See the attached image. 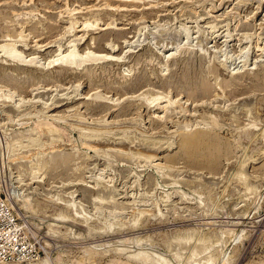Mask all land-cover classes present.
Returning a JSON list of instances; mask_svg holds the SVG:
<instances>
[{
  "label": "rangeland",
  "instance_id": "obj_1",
  "mask_svg": "<svg viewBox=\"0 0 264 264\" xmlns=\"http://www.w3.org/2000/svg\"><path fill=\"white\" fill-rule=\"evenodd\" d=\"M0 45V264H264V0H0Z\"/></svg>",
  "mask_w": 264,
  "mask_h": 264
},
{
  "label": "built area",
  "instance_id": "obj_2",
  "mask_svg": "<svg viewBox=\"0 0 264 264\" xmlns=\"http://www.w3.org/2000/svg\"><path fill=\"white\" fill-rule=\"evenodd\" d=\"M3 254H21L20 260H25L26 256L27 259L34 257L18 233V226L10 208L0 200V258Z\"/></svg>",
  "mask_w": 264,
  "mask_h": 264
},
{
  "label": "bare ground",
  "instance_id": "obj_3",
  "mask_svg": "<svg viewBox=\"0 0 264 264\" xmlns=\"http://www.w3.org/2000/svg\"><path fill=\"white\" fill-rule=\"evenodd\" d=\"M120 1H122V0H120ZM123 1H124V0H123ZM188 31H189V30H188ZM2 45H3V46L0 45L1 48H2V50H3L4 52H8V53H10V56L12 55L14 58H18V59H19V56L21 57V55H20L19 53H16L17 50H16L14 47H13V48H14L16 51H15L13 48H11V45H9V44H5V45L2 44ZM70 45H71V44H70ZM3 51H2V52H3ZM76 52H77V51L74 49V50L70 51V53L68 52V53H69L68 55H65V56L62 55V56H63V57L61 56L62 58L60 57L59 59H57V58H56V59H57L58 61H61L62 63H70V64H72V65H73V64H74V65H76V64L79 65L80 63L82 64L83 61L81 62V60H82L83 58H82V59L79 58L81 55H80V56L77 55ZM8 53H6V54H8ZM87 55L89 56V53H88ZM78 56H79V57H78ZM104 56H105V55H104ZM81 57H83V56H81ZM84 57H85V56H84ZM90 57H91V56H90ZM90 57H89V58H90ZM89 58H88V59H89ZM91 58H94V57L92 56ZM100 58H101V56H100ZM110 58H111V57H110ZM84 59H87V57L84 58ZM84 59H83V60H84ZM88 59H87V60H88ZM95 59H96V58H95ZM34 60H35V59H34ZM87 60H86V61H87ZM92 60H93V59H92ZM84 63H85V62H84ZM78 65H77V66H78ZM170 101H171V100H170ZM171 102H172V101H171ZM178 102H179V101H178ZM162 105H163V104H162ZM164 106H165V105H164ZM162 107H163V106H162ZM164 109H165V108H164ZM175 109H176V108H175ZM165 110H166V109H165ZM213 117H214V116H213ZM78 125H79V124H78ZM73 126H74V124H73ZM82 127H83V126H82ZM54 128H55V127H54ZM86 128H87V127H86ZM89 128H90V127H89ZM83 129H84V128H83ZM85 130H86V129H85ZM105 130H106V129H105ZM88 131H89V130H88ZM92 131H93V129H92ZM94 131H95V130H94ZM85 132H86V131H85ZM95 132H96V131H95ZM97 132H99V131H97ZM100 132H101V129H100ZM92 136H93V135H92ZM133 138H134V136H133ZM136 139H137V138H136ZM196 139H197V138H195V137H193V136L190 137V138L187 137V139L185 140V144H194V143L196 142ZM127 140H128V139H127ZM129 140H130V139H129ZM128 142H129V141H128ZM132 143H133V141H132ZM128 146H129V145H128ZM149 148H150V147H149ZM139 149H140V148H139ZM151 149H152V148H151ZM140 150H141V149H140ZM135 152H136V151H135ZM137 152H138V151H137ZM139 152H140V151H139ZM148 152H149V151H148ZM145 156H146V155H145ZM154 156H155V155H154ZM193 247H194V245H193ZM194 249H196V248H194ZM198 250H199V249H198ZM191 251H192V250H191ZM200 251H201V249H200ZM200 251H199V252H200ZM183 252H184V251H183ZM192 252H193V251H192ZM196 252H198L197 249H196ZM195 255H196V253H195ZM179 257H180V256H179ZM43 264H44V262H43ZM128 264H129V263H128Z\"/></svg>",
  "mask_w": 264,
  "mask_h": 264
}]
</instances>
